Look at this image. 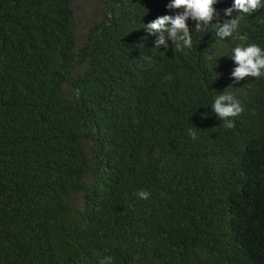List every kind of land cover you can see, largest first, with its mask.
Returning <instances> with one entry per match:
<instances>
[{"label":"trees","instance_id":"obj_1","mask_svg":"<svg viewBox=\"0 0 264 264\" xmlns=\"http://www.w3.org/2000/svg\"><path fill=\"white\" fill-rule=\"evenodd\" d=\"M101 1L84 25L71 0H0V264H264V76L231 56L264 49V7L224 39L189 19L177 49L144 28L171 0Z\"/></svg>","mask_w":264,"mask_h":264},{"label":"clouds","instance_id":"obj_2","mask_svg":"<svg viewBox=\"0 0 264 264\" xmlns=\"http://www.w3.org/2000/svg\"><path fill=\"white\" fill-rule=\"evenodd\" d=\"M219 0H171L168 8L183 9L175 16L162 15L147 23L144 28L148 33L160 32L161 35L156 41V48L165 44L164 32L171 38L177 49L182 47H192L191 30L187 21H195V29L199 30L211 25L216 30L217 37L224 39L233 36L240 25V20L244 14H251L264 7L262 0H233L230 7L223 9L224 20H217L212 24L214 17L219 16V12L214 7ZM237 13L233 16V13ZM231 56L237 63V67L232 72V76L237 81L246 77L260 78L264 76V49L256 44L247 46H236L232 49ZM242 111L240 102L230 93L224 92L218 95L212 104V112L224 121L225 127L232 128L234 123L229 118L237 116ZM141 199H147L149 193L140 190L137 193ZM101 264H111V257H106Z\"/></svg>","mask_w":264,"mask_h":264},{"label":"rangeland","instance_id":"obj_3","mask_svg":"<svg viewBox=\"0 0 264 264\" xmlns=\"http://www.w3.org/2000/svg\"><path fill=\"white\" fill-rule=\"evenodd\" d=\"M76 10L78 19L88 24L102 14L103 4L101 0H71ZM97 18V19H98Z\"/></svg>","mask_w":264,"mask_h":264}]
</instances>
